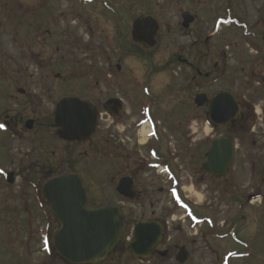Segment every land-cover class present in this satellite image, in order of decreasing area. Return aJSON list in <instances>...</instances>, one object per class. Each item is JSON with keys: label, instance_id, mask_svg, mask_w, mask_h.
Wrapping results in <instances>:
<instances>
[{"label": "rangeland", "instance_id": "rangeland-1", "mask_svg": "<svg viewBox=\"0 0 264 264\" xmlns=\"http://www.w3.org/2000/svg\"><path fill=\"white\" fill-rule=\"evenodd\" d=\"M15 1L18 5L22 4L23 7L25 6L27 10L40 8L41 4L46 5L47 14L49 15L47 26L53 31V35L49 37L48 43H44L43 32L35 27L33 21L34 27L31 28L28 25L26 36L21 37L18 43L11 41L12 31H19L20 25L17 21L13 20V22L8 23L6 28L1 29L2 33L0 30L1 105L9 106L12 109L11 114L16 116L18 112L24 114L26 100H32L35 104H31L33 108L30 110H36L37 107L35 105L38 104L47 115L50 111L52 113L54 105H57V101L62 94L77 92L79 95L84 96L83 89L86 84L88 86V84L94 83L91 78L93 71L107 68L108 62L95 57V55L91 56L88 51L86 56L82 54V56L77 58H60L58 56L51 58L53 55L51 56L44 51H47V48L49 51H54L57 46H61L62 42L66 41H69L73 46L75 37L73 33H70L71 37L68 38L67 31L74 28L76 36L83 43L89 42L88 38L92 40L90 43L97 41L103 43L106 39V34L97 31L103 27L106 28L105 30L108 29L114 33L115 25L112 18L106 17L108 13L103 11L104 9L100 7V3L96 1L97 4H90L91 2L88 0ZM83 1H86L87 4H84ZM240 1L109 0V3L118 10L124 8L127 11L129 21L141 14L154 16L160 21L161 29L164 31L158 35L157 47L152 49V66H149L150 62L148 61H136L133 67L137 68L139 73L145 75L151 71V68L154 69L155 75L150 78V80L152 79L150 84L156 86L158 91L165 90L159 97V110L165 109L168 105H174L175 108H173L171 115L176 121H181L185 116L191 117L189 127L197 141L203 140L204 142V139L217 137L223 132H213L212 128L205 122L204 110L198 109L194 103L191 105L185 103V98L182 95L183 90H180L178 85L175 89L166 87V84L172 82L170 80L176 83L179 79L178 74L182 73V71L177 69L181 66L175 65L176 63L164 70L167 67V63L174 56L182 55L194 65L195 69L199 68L203 73H209L210 75L208 83H204V78L198 80H203L201 82H193L192 95L195 96L201 91L211 98L212 95L219 91H231L240 99L243 107L247 108L255 104L260 105V110L263 109L264 85L255 84L250 77L248 65L253 56V48L246 41L247 35L244 33V31L260 32L258 25L252 27V24L257 16V14H254L256 13L254 8H259L258 5L261 3H247L245 6ZM227 4L233 7L234 15L237 13V15L246 19L249 27L246 29H240L233 25L231 27H216V19L224 16V9L228 6ZM74 10L84 14V18L81 21H86L88 24L93 22L91 24L92 30L98 33V38L95 41L93 40L94 35L86 32L84 25L79 24L74 18L68 19L70 22H65L66 24L60 22V12L69 16L71 14L70 11ZM23 14L24 12L21 15ZM263 14L262 12L261 15ZM185 15L196 17L195 23L188 30L182 28L183 16ZM22 18L24 21L26 17ZM31 18L32 15L29 16L28 20ZM3 20H5L4 16ZM53 20L58 21V24H54ZM5 30L10 35L3 34ZM20 30L24 32L25 28L21 27ZM216 32L217 35L214 38L207 42L205 41L208 36ZM108 37H110V34ZM30 50L36 51L38 54L43 51L47 58L45 59L43 54V60L28 58L25 52ZM50 53L52 54V52ZM117 61L112 59L110 62L113 65L114 72L119 77L121 73L115 70ZM118 62L121 67H124V61ZM215 64H218L216 68L214 67ZM172 69L175 72H172ZM112 79L114 82V77ZM16 88L25 89L26 92L20 94L15 91L16 99L11 103H5L3 96L6 95L7 91L11 90L12 93ZM31 92L33 96L29 95ZM27 106L30 107V105ZM253 115L255 120L263 118L261 117L262 115ZM46 119L48 122L51 121L49 116ZM243 121L245 122L244 125L253 127L251 119L249 122L244 119ZM253 129L254 132L250 131L247 134L242 132L241 137L238 138L237 149L239 150L238 158L235 162L237 166L234 173L235 177L226 179L219 187L217 185L220 182L212 180H207L204 183L205 185L196 184L191 177H188L195 174L190 175L186 171L187 168H192L200 173L199 167H194V164L188 167L182 164L184 177L188 180L184 182L185 188L180 193L183 196H189L191 203L194 204L196 202V214L201 216V218L206 216L210 223H198L195 217L189 216L183 208L175 205L170 198L169 190L171 186L166 184V178L160 177L161 181L157 185L156 181V186L154 185L153 187V195L157 203L155 215L161 223L163 221L167 223L165 224V228L167 227L165 230L167 241L163 246V249L170 250L171 254L167 259L169 260L167 264H177L174 259L178 251L175 249L177 245H185L188 248L189 254H191L188 264H264V135L258 134V127L255 126ZM53 133L54 129L49 131L47 128L44 131L43 138L48 139L49 142L48 158L51 157L52 151H58L59 153L62 150L61 147L53 145L55 144L51 138ZM252 135L258 138L253 139ZM100 140V137H97L94 142L104 149L105 145ZM25 141L24 137L14 136L10 140L5 141L7 146L1 147L0 151V164L3 166L4 163L6 167L17 171L16 175H18L16 183L10 186L9 189L5 188V186H0V215L2 216L0 221V264H44L48 260L47 254L41 247L31 248V252H25L24 248L21 247V242L27 236H30L25 234L24 231H28L32 227L42 229L44 223L41 221L40 224L38 223L39 220L23 218L21 215L20 217L12 215V212L18 209L15 206L17 203L16 198H19L22 191H24L25 180H23V176L27 174L26 167L23 166L27 162L25 152L28 145ZM198 147V153H201V148L200 146ZM103 149H100L99 154H97L96 150V154L91 155L93 162L90 166L93 169V178L101 180L104 185L106 182V162ZM245 156L247 157V162H252L256 165L257 177L253 182L255 184L253 189V184L251 187H247L249 180L245 179V168L243 167V163H246ZM21 160L24 162H20ZM90 166L88 167L89 170ZM0 168L4 170V167ZM34 174L33 180H35L38 173L35 172ZM2 175L0 173V177ZM226 185L229 188L227 194L222 191ZM160 188L164 189V194H158ZM248 191L254 196L255 200L246 206L243 204L238 205L239 200L234 199L243 194L247 196ZM143 212H137V214L133 215L136 221L140 220ZM242 216L246 218L241 220ZM237 220L240 221L237 223ZM244 224H246L245 228L241 229ZM213 233L220 236L226 234L227 237L221 240H212L211 234ZM232 235H235L233 239ZM38 236H40V233ZM234 254L237 259H229ZM119 257L120 255L115 253L103 264H139L133 260L128 252L124 253L123 257Z\"/></svg>", "mask_w": 264, "mask_h": 264}, {"label": "flooded vegetation", "instance_id": "flooded-vegetation-1", "mask_svg": "<svg viewBox=\"0 0 264 264\" xmlns=\"http://www.w3.org/2000/svg\"><path fill=\"white\" fill-rule=\"evenodd\" d=\"M90 1H92L90 4H97L96 0ZM103 1L104 3L101 2L100 7L104 9L103 11L108 13L106 17L108 16L112 18L115 25L114 33L108 29L105 30L106 28H99V31L97 32H103L106 34V39L103 43H101V41L90 43L92 40L89 38V42L86 44L83 43L82 40L76 36V30L74 28L73 30L67 31L68 38L71 37L70 33H73L75 37L73 46L69 41H66L64 43L62 42L61 46H57L54 51H49L48 48L47 51H44L48 52L51 56L53 55L51 58H54L55 56L60 58H77L82 56V54L86 56V52L88 51L91 56L95 55V57L108 62L107 68L99 69L100 71H97L98 69L94 70L93 75L91 73V78L94 83H90L88 86L86 84L87 92L85 86L83 89L84 96L79 95L77 92H71L62 94L63 96L59 100L60 102L66 97H77L85 101L92 111H94L97 122L96 131L88 141H78L68 144V142L61 141L58 137L52 134L53 137L51 138L55 143L53 145L61 147L62 150L59 151V153L58 151H52L50 154L51 157H49L51 159H49V142L48 139L43 138L44 131L49 128V122L46 118L47 116H53L58 104L54 105L52 113L50 111V113H47L46 115L45 111L39 107L40 105L38 104L35 105L37 107L36 110H30L33 108L31 104L34 102L32 100H26V108L23 111L24 114H20V112H18L20 115L16 113L15 116V114H11L12 109H10L9 106L1 105L0 99V151L2 149L1 147L7 146L5 145V141L10 140L14 136L24 137L26 140L25 142L28 145L27 151L25 152L27 162L26 165H23L26 167L25 170L27 174L26 176L21 174L24 178L23 180H25L24 191H22L19 198H16L17 203L15 206L18 209L13 211L12 215L14 217H20L21 215L23 218L39 220L38 223L40 224L41 221L44 223L42 229L32 227V229L30 228L28 231H24L25 234L30 235L21 242V247L24 248L23 250L25 252H31V248L34 247H41L44 252L54 251L55 236L59 231V227L54 220H52L53 216L48 210L49 205L45 198L39 194L37 186L40 189L44 182L56 175L75 174L82 179V184L85 188L90 206L96 207L110 205L120 208L124 216L122 226L124 236H134L135 225L139 222H159L163 227V243L156 246L151 254V258L147 261H141L132 256L131 257L139 264H167L169 261L167 259L171 255L170 250L163 249V246L167 241L165 231L167 229V227L165 228V224L167 223L164 221L161 223L159 218H156L155 215L157 203L155 202V196L153 195V187L156 181L157 185L161 181L160 177L163 176L166 178V184H170L171 186L169 190L170 198L172 201H175V197L178 195L177 193L171 192L173 184L178 183V185H180V189L183 191L185 188L184 182L188 180L184 177L182 164L187 167L191 164H194V167H199L200 173L192 168H187L186 171L190 175L195 174L194 176L188 177H191L192 181L198 185H205L204 183H206L207 180H212L219 181L220 183L217 185L219 187L226 179L230 177L234 178V173L236 172L237 167L235 162L237 161L239 150L237 149V143L238 138L241 137V133L245 132L247 134L250 131L254 132L253 128L256 126L259 130L258 134L264 135V104L262 106L263 109L260 110V105L253 104L246 108L240 103V116L238 119L233 121L228 126L223 127V129L219 128L216 130L222 131L223 134L217 137L204 139V142L203 140L197 141V139L194 138V133L191 132V128L189 127L191 117L188 118L185 116L184 119H181V121H176V119L171 115L173 108H175L174 105H168L165 109L159 110V97L163 92H165V90L163 89L158 91L156 86L150 84L152 80H150V78L155 75L154 69L151 68V71L147 72L145 75L139 73L138 69L133 67L134 62L136 61H148L151 63L149 66H152L153 62L152 49H146L144 46L135 42L132 38L135 19L144 14L137 15L135 19L129 21L127 11L124 10V8L118 10L114 5L108 3L107 0ZM83 2L84 4H87L86 1ZM240 3L245 6L247 3H261L258 5L259 8H254V11L256 12L254 14H257V16L252 24V27L258 25L260 32H250L246 41L251 43L253 47V56L251 57L250 64L248 65L251 72V79L255 84L262 86L264 85V14L261 15V13H264V0H241ZM15 4V0H0V30L6 28V25L13 22V20L15 22L17 21L20 25L19 31H12L13 35L11 36V41L13 43H18L21 37L26 36L25 33L28 30V25H30L31 28L35 25L36 28H39L40 31L43 32L45 37L44 43H48V39L49 37H52L53 31L47 26L49 23L47 6L41 4L40 8L27 10L22 4ZM227 5L228 6L224 9V16H221V19L219 20L220 24L227 25L228 27L233 25L240 29L249 27L246 19L237 15V13L234 15L235 12L233 7L229 6V4ZM23 12L24 14L21 15ZM70 12L71 14L69 16L60 12V22L62 24H66L65 22H70L68 19L71 17L74 18L79 24L84 25L86 32L89 31L92 35H94L93 40L95 41L98 38V33L92 30L91 24L93 22H89L88 24L86 21H81V19L84 18V14L80 11L76 12L74 10ZM2 15L5 17V20H3ZM31 15L32 18L28 20ZM22 17H26L24 21ZM32 21L34 25L32 24ZM52 22L54 24H58V21L53 20ZM21 27L23 29L25 28L24 32L23 30H20ZM161 28L162 27L160 25L159 34L164 31ZM138 32L142 33V30ZM3 34H6L7 36L10 35V33L6 30ZM109 34L110 37H108ZM64 38L66 39V37ZM11 43L9 44L11 45ZM44 52L41 51V53L38 54L36 51L30 50L25 53L28 58L43 60V55L45 59L47 58V55H45ZM50 52H52V54ZM112 59L125 62L124 67H121L118 64V61L116 62L115 70L116 72L121 73V76L119 77L113 70V65L110 62ZM174 63H176L175 65L178 64L181 66L177 69L182 71V73H177L179 79L176 83H174L173 80H170V77L169 80L172 82H170V84H166V87L175 89L178 85L179 89L183 90L182 95L185 98V103L187 105H191L194 103L196 95H198V93H203L198 90L200 92L195 94V96L192 95L193 91L191 88L193 82H201L203 80H198L204 78V83H208L210 77L206 76L208 73L204 74L202 72V74H200V69H195L194 65L182 55L174 56L173 59L167 63V67H165L164 70L168 69ZM217 66L218 64L214 65L215 68ZM172 72H175V70L172 69ZM192 73H194V75H192ZM113 77L114 82L112 81ZM15 91L20 94H24L26 92L25 89L21 88H16V90L12 93L11 90L7 91L6 95L3 96L5 103H11L16 99ZM29 95L33 96L32 92ZM213 96H211V98ZM27 105H30V107ZM198 109L204 110L205 121L207 122L209 115V103H206L202 108ZM253 114H256L257 116L262 115L261 117L263 118H257V120H255ZM243 119L247 122L251 119L253 127L244 125L245 122ZM29 121H32V125L30 127H28ZM143 133H147L146 138H144ZM97 137H100L103 141L105 145L104 149L103 147H99L97 143L94 142ZM223 137L232 139L235 143L233 169H231L225 177L214 179V177L207 174L203 170V165L207 162V153L213 141ZM252 138L257 139L258 137L252 135ZM198 146L201 148V153H198ZM100 149H103L106 162V182L104 185L101 180L99 181L98 179L93 178L94 173L92 167L90 166L93 162V160H91V155L96 154V150L97 154H99ZM246 158L247 157L245 156L246 163H243V167L245 168V179L247 178L249 180L247 187H251L256 179V165L252 162H247ZM20 162L24 161L21 160ZM89 166L90 170L88 169ZM0 167H4L5 171L3 177H0V186H5V188L9 189L10 186L7 185L5 176L7 173L12 172V174L14 173V179L18 178V175H16L17 171L6 167L4 163L3 166L0 164ZM35 172H37L38 175L35 177V180H33ZM122 180L125 181V192L129 191L130 195V192L134 189V192H132L131 195L133 197L139 195L136 200H130V198L123 197L120 194L118 186ZM206 187L208 188L207 185ZM223 188L224 189L222 191L227 194L229 190L227 185ZM253 188L254 184L252 185V189ZM163 190L164 189L160 188L158 194H164ZM183 198L187 200L185 203L189 206V212H187L189 213V216L201 218V216H198L195 212L196 202L194 204L191 203L189 196H183ZM234 200H239L238 205L243 204L246 206L252 203L254 196L250 193V191H248L247 196L246 194H243ZM137 212H143L139 221H136V218L133 217V215L137 214ZM203 218L206 219V216H202V219ZM241 218L244 219L245 217L242 216ZM39 233L40 236H38ZM211 238L214 240V236L212 234ZM129 245L125 244L122 248L118 246L114 254L117 253L120 255L119 258L123 257L124 253L128 252L127 246ZM182 247L186 246L177 245L175 247V249L178 250L174 258L177 264L179 261L178 254L180 248ZM186 249L188 250L187 247ZM48 260L44 264H64V262L60 260Z\"/></svg>", "mask_w": 264, "mask_h": 264}, {"label": "water", "instance_id": "water-1", "mask_svg": "<svg viewBox=\"0 0 264 264\" xmlns=\"http://www.w3.org/2000/svg\"><path fill=\"white\" fill-rule=\"evenodd\" d=\"M191 21V18H186L185 26L187 27ZM156 25V20L145 17L138 19L134 25V39L144 45L154 46L155 31L150 34L138 33L136 29L146 30ZM204 98L205 96H198L196 103L201 106L205 101ZM233 100L230 94L221 93L211 102V117L216 125L228 124L233 113L227 110ZM83 106L86 107L73 99L60 105V109L56 112L57 127H61L58 132L60 137L73 141L87 139L94 129V117L91 112H88V115L81 112ZM234 113L237 114V108ZM82 116H85L86 121ZM77 133L80 135L78 136ZM233 153V144L230 140L215 141L208 153V162L203 166L204 171L217 177L225 176L231 169ZM81 186L77 176L63 175L53 178L42 187V193L49 202L54 220L60 226V231L55 237L56 252L68 264H101L109 258L121 241L122 213L112 206L99 208L88 206L84 189ZM121 186L122 184L119 190ZM122 195H126L125 191ZM136 226L135 242L130 246V250L137 256L148 247L149 236L152 235L157 240L162 238V229L155 224ZM148 230H152V234H149ZM179 255L181 258L188 257L185 249H182Z\"/></svg>", "mask_w": 264, "mask_h": 264}]
</instances>
